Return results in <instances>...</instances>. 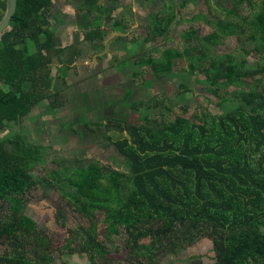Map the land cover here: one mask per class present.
Listing matches in <instances>:
<instances>
[{
	"label": "trees",
	"instance_id": "16d2710c",
	"mask_svg": "<svg viewBox=\"0 0 264 264\" xmlns=\"http://www.w3.org/2000/svg\"><path fill=\"white\" fill-rule=\"evenodd\" d=\"M53 1L16 0V10L0 33V130L31 121L41 103L52 111L64 104L61 91L52 89L51 67L65 76L79 50L75 44L61 45L50 30ZM76 1L83 14L93 15L81 25L83 38L97 50L109 32L103 23L123 28L121 20L111 18L113 7H101L99 0ZM190 3L196 10L189 19L212 31L192 25L180 34L183 47L135 58L138 69L132 75L147 67L163 76L185 58L208 80L214 96L230 100L229 110L211 113L199 106L200 113L189 120L184 115L189 104L183 103L168 119L163 101L154 95L129 100L133 89L126 87L124 105L135 110L159 107L140 112L137 122L115 126L126 135L114 141L103 135L123 156L126 172L93 159L70 173L64 169L62 174L51 170L34 175L33 167L46 157V145L24 132L0 134V264H51L55 259L52 239L25 213L29 197L39 189L43 194L57 190L84 219L59 247L62 262V255L76 253L90 264H162L164 257L204 236L214 252L209 264H264V0H161L143 42L163 36ZM5 9L6 0H0V19ZM227 38L235 46L218 51ZM239 52L253 56L255 66L246 68L247 59ZM243 85L249 89L237 93ZM187 90L180 83L177 91ZM80 117L86 126L97 125ZM108 123L103 122L105 131ZM56 211V219L65 220V210ZM97 213L102 214L100 237L93 221ZM115 236L127 252L124 260L109 255ZM191 263L201 264L197 257Z\"/></svg>",
	"mask_w": 264,
	"mask_h": 264
},
{
	"label": "rangeland",
	"instance_id": "374dc122",
	"mask_svg": "<svg viewBox=\"0 0 264 264\" xmlns=\"http://www.w3.org/2000/svg\"><path fill=\"white\" fill-rule=\"evenodd\" d=\"M99 4L101 7H113L111 18L121 20L123 28H119L121 25L111 28L103 23V27L109 32L97 50L91 40L83 38L84 26L81 25L82 22L91 20L93 15L83 14L85 11L79 8L76 0L53 1L49 18L50 30L60 39L61 45L75 44L79 50V55L68 67L65 76H61L54 65L51 67L52 89L61 91L64 104L52 111L46 107L45 102L41 103L35 110L38 116L33 117L31 121L24 120L20 125L11 124L0 130V134L4 136L24 132L30 139L46 145V157L42 163L33 167L34 175L44 176L51 170H58L62 174L64 169L70 173L77 165L84 166L93 159L105 168L126 172L128 165L111 142L126 134L115 126H120L123 121L137 122V116L142 111L153 113L159 110V107L135 110L127 104L124 105L122 98L126 87L133 89L129 100L146 101L154 95L157 101H163L166 105L163 113L168 119L181 111L183 103L189 104L184 114L189 120L194 119L195 112L200 113L202 109L199 106H205L211 113L223 114L229 110L230 100H221V97L214 96L210 92L208 80L203 74L192 69L185 58L176 60L174 70L163 76H156L147 67L138 75H132V71L138 69L134 64L135 58L158 55L161 49L169 46L181 47L180 34L192 25L200 26L206 33L212 31V28L202 21L189 19V14L196 10L194 3L188 4L179 13L163 36L148 44L143 42V37L151 25L153 13L162 5L161 0H99ZM243 11L247 12L246 9ZM234 46V39L227 38L224 45L216 49L229 52ZM239 54L247 59L246 68L255 66L253 56L242 52ZM53 62L56 64V60ZM180 83L186 85L188 90L177 91ZM248 89L243 85L239 86L236 92ZM232 90L234 87L230 89L234 95L235 91ZM161 97L164 99L161 100ZM231 103H235V99H232ZM80 116H83V119L92 118L93 121H98L97 125L86 126L79 120ZM107 120L109 123L105 131L103 122ZM103 135H107L111 141L104 140ZM57 207L65 210V220L56 219ZM25 213L52 239L55 259L51 264H90L85 255L76 253L62 255L64 262L58 257L59 247L68 240L72 229L84 219L79 218V215L66 205L57 190H48L46 194L41 193L40 189L33 192L25 207ZM101 218L102 214L97 213L93 219L99 237L103 231ZM142 241L147 242L148 238ZM120 244L121 240L115 236L114 246L112 245L109 254L113 259L124 260L127 256L126 250ZM195 257L201 264L213 261L214 252L208 237L203 236L192 245L167 255L162 264H192L191 260Z\"/></svg>",
	"mask_w": 264,
	"mask_h": 264
},
{
	"label": "water",
	"instance_id": "95a60500",
	"mask_svg": "<svg viewBox=\"0 0 264 264\" xmlns=\"http://www.w3.org/2000/svg\"><path fill=\"white\" fill-rule=\"evenodd\" d=\"M16 10V0H6V9L0 19V33L7 28L12 15Z\"/></svg>",
	"mask_w": 264,
	"mask_h": 264
}]
</instances>
